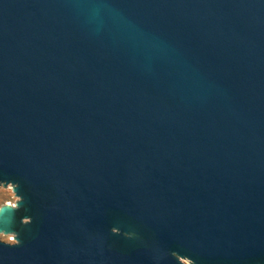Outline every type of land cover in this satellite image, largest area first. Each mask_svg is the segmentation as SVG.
<instances>
[{
	"label": "water",
	"instance_id": "1",
	"mask_svg": "<svg viewBox=\"0 0 264 264\" xmlns=\"http://www.w3.org/2000/svg\"><path fill=\"white\" fill-rule=\"evenodd\" d=\"M0 264H264V0H0Z\"/></svg>",
	"mask_w": 264,
	"mask_h": 264
},
{
	"label": "rangeland",
	"instance_id": "2",
	"mask_svg": "<svg viewBox=\"0 0 264 264\" xmlns=\"http://www.w3.org/2000/svg\"><path fill=\"white\" fill-rule=\"evenodd\" d=\"M21 200V196L17 195L15 189L0 188V209L6 205L17 206ZM16 236V234L0 232V240L4 242L15 243L17 242ZM181 259L187 264H191L183 257Z\"/></svg>",
	"mask_w": 264,
	"mask_h": 264
},
{
	"label": "snow or ice",
	"instance_id": "3",
	"mask_svg": "<svg viewBox=\"0 0 264 264\" xmlns=\"http://www.w3.org/2000/svg\"><path fill=\"white\" fill-rule=\"evenodd\" d=\"M7 179H9V177H7V176L3 175L2 173H0V181H5ZM0 211H4V210L0 209Z\"/></svg>",
	"mask_w": 264,
	"mask_h": 264
}]
</instances>
